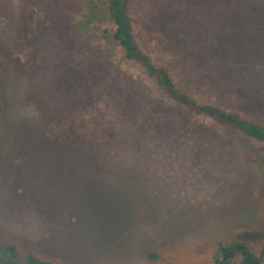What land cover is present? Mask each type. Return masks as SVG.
Listing matches in <instances>:
<instances>
[{
	"label": "rangeland",
	"instance_id": "rangeland-1",
	"mask_svg": "<svg viewBox=\"0 0 264 264\" xmlns=\"http://www.w3.org/2000/svg\"><path fill=\"white\" fill-rule=\"evenodd\" d=\"M86 1L0 0V53L25 66L18 79L0 74V244H16L19 263L212 264L235 241L261 254L264 144L208 117L190 115L207 131L190 130L184 105L155 85L166 107L138 118L84 107L65 47L146 79ZM127 5L139 45L178 87L182 74L199 103L264 124V0ZM25 14L33 32H21Z\"/></svg>",
	"mask_w": 264,
	"mask_h": 264
},
{
	"label": "trees",
	"instance_id": "trees-1",
	"mask_svg": "<svg viewBox=\"0 0 264 264\" xmlns=\"http://www.w3.org/2000/svg\"><path fill=\"white\" fill-rule=\"evenodd\" d=\"M127 1L87 0L86 2L91 14H102L111 21L113 40L122 49L127 60L140 66L146 75V79L128 77L124 71L114 66L110 69L102 55L89 57V55H84L83 48L79 46L76 47L75 51V48L65 47L68 61H65L67 67L64 76L67 86L72 89V92L79 91V95L76 96L81 97L82 103H86L84 107L103 104L111 112H115L119 118L125 119L133 113L138 118V114L145 115L149 109L165 106L159 101L161 99H158L154 94L152 85H155L167 98L177 100L184 105L180 109V118L184 119V123L190 130L199 133L207 131L203 123L197 124L196 122L193 127H190L187 123L190 115L208 117L216 124L230 126L248 139H254L264 144L263 123L219 106L199 103L190 92L191 87H186L182 74L177 75L178 81H180V87H178L171 65L167 63L157 64L145 53L137 41ZM24 16L21 22V32L25 33L29 30L33 32L36 27L35 23L30 16L26 17V14ZM82 29H84L83 25L82 28L80 26L79 30L74 31V36L84 38L86 32ZM84 30L87 31L86 28ZM31 38L32 33L28 40ZM100 58H103L105 63ZM112 71L116 74L115 76H109ZM24 73L25 66L20 67L17 63L8 61L0 53V74H6L11 79H18ZM143 107H145V112ZM17 254L18 247L16 244H0V264H53L51 261L40 259L31 254L27 256L24 263H19L16 260ZM237 259L239 264H264V251L257 254L247 242L243 241L222 244L219 255L212 264H235Z\"/></svg>",
	"mask_w": 264,
	"mask_h": 264
}]
</instances>
